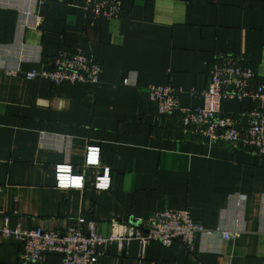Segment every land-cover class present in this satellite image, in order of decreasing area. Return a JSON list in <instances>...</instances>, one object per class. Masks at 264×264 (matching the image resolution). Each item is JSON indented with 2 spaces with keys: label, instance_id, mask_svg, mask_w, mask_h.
<instances>
[{
  "label": "crops",
  "instance_id": "obj_1",
  "mask_svg": "<svg viewBox=\"0 0 264 264\" xmlns=\"http://www.w3.org/2000/svg\"><path fill=\"white\" fill-rule=\"evenodd\" d=\"M121 7L120 19L93 21L74 0H0V225L65 231L83 217L105 237L114 221L185 209L205 229L193 251L152 242L141 257L139 242L124 255L110 243L95 264H264V157L243 144L210 148L183 130L179 115H159L146 90L170 85L182 91V107H202L221 52L244 59L255 88L264 81V0H121ZM77 48L102 65L98 86L22 76ZM253 106L221 102L230 115ZM247 123L242 116L243 129ZM92 147L108 189L96 187L86 165ZM59 166L71 167L83 187H57ZM220 231L240 234L228 241ZM21 250L0 236V264H19Z\"/></svg>",
  "mask_w": 264,
  "mask_h": 264
},
{
  "label": "built area",
  "instance_id": "obj_2",
  "mask_svg": "<svg viewBox=\"0 0 264 264\" xmlns=\"http://www.w3.org/2000/svg\"><path fill=\"white\" fill-rule=\"evenodd\" d=\"M74 3L93 21L117 20L122 15L121 0H74ZM243 62L244 59L223 52L216 55L209 85L202 93L204 103L199 108L182 107L180 102L182 91L170 85H151L146 90L159 115H179L183 130L203 137L210 148L221 146L237 148L239 144H243L245 150L264 157V81L253 88L255 74ZM50 66L41 71L22 73V76L26 79L48 78L56 86L84 84L95 87L100 84L102 65L80 48L74 51H59ZM124 85L132 83L127 79ZM227 98L240 101L249 99L254 106L250 111L240 115L225 114L222 113L221 102ZM241 115L247 117L248 123L244 129ZM99 154L98 148H89L86 152V165L96 171V187L108 189L110 180L100 173ZM71 172V167L57 168V187L66 189L83 187V180L73 176ZM61 177H66L67 183H62ZM77 179L78 184L75 183ZM2 192L3 186L0 185V199ZM78 221V226L65 231L41 228L11 229L5 224L0 225V236L14 237L19 241L22 249L19 264L43 262L50 255L59 256L61 264H95L98 248H105L110 243H115L120 253L124 255L132 242H139L142 257L145 246L152 242L169 247L175 241H179L193 251L198 236L205 232L204 227L194 222L185 209L159 211L149 219L133 217L126 223L114 221L110 224L109 233L105 237L97 234L95 221L83 217ZM220 232L228 241L237 239L240 234L238 231Z\"/></svg>",
  "mask_w": 264,
  "mask_h": 264
},
{
  "label": "clouds",
  "instance_id": "obj_3",
  "mask_svg": "<svg viewBox=\"0 0 264 264\" xmlns=\"http://www.w3.org/2000/svg\"><path fill=\"white\" fill-rule=\"evenodd\" d=\"M61 182L62 183H67V178L66 177H61ZM75 183H79V181H75Z\"/></svg>",
  "mask_w": 264,
  "mask_h": 264
},
{
  "label": "bare ground",
  "instance_id": "obj_4",
  "mask_svg": "<svg viewBox=\"0 0 264 264\" xmlns=\"http://www.w3.org/2000/svg\"><path fill=\"white\" fill-rule=\"evenodd\" d=\"M232 233H235V232H232ZM237 237H238V236H237ZM237 237H236V238H237Z\"/></svg>",
  "mask_w": 264,
  "mask_h": 264
},
{
  "label": "snow or ice",
  "instance_id": "obj_5",
  "mask_svg": "<svg viewBox=\"0 0 264 264\" xmlns=\"http://www.w3.org/2000/svg\"><path fill=\"white\" fill-rule=\"evenodd\" d=\"M77 181H79V180L77 179Z\"/></svg>",
  "mask_w": 264,
  "mask_h": 264
},
{
  "label": "rangeland",
  "instance_id": "obj_6",
  "mask_svg": "<svg viewBox=\"0 0 264 264\" xmlns=\"http://www.w3.org/2000/svg\"><path fill=\"white\" fill-rule=\"evenodd\" d=\"M132 218H133V217H132ZM132 218H131V219H132Z\"/></svg>",
  "mask_w": 264,
  "mask_h": 264
}]
</instances>
